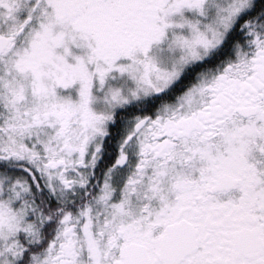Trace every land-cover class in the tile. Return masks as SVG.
Wrapping results in <instances>:
<instances>
[{
  "label": "snow or ice",
  "instance_id": "obj_1",
  "mask_svg": "<svg viewBox=\"0 0 264 264\" xmlns=\"http://www.w3.org/2000/svg\"><path fill=\"white\" fill-rule=\"evenodd\" d=\"M0 264H264V0H0Z\"/></svg>",
  "mask_w": 264,
  "mask_h": 264
}]
</instances>
